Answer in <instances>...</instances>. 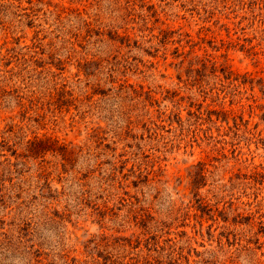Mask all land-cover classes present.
<instances>
[{
  "label": "rangeland",
  "instance_id": "obj_1",
  "mask_svg": "<svg viewBox=\"0 0 264 264\" xmlns=\"http://www.w3.org/2000/svg\"><path fill=\"white\" fill-rule=\"evenodd\" d=\"M0 264H264V0H0Z\"/></svg>",
  "mask_w": 264,
  "mask_h": 264
}]
</instances>
